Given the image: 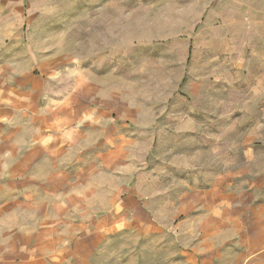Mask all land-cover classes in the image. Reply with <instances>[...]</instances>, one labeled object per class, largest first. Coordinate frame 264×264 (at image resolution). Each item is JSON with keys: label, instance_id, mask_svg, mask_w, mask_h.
I'll use <instances>...</instances> for the list:
<instances>
[{"label": "rangeland", "instance_id": "obj_1", "mask_svg": "<svg viewBox=\"0 0 264 264\" xmlns=\"http://www.w3.org/2000/svg\"><path fill=\"white\" fill-rule=\"evenodd\" d=\"M203 27L201 0H0V88L31 71L42 125L94 146L91 182L142 200L143 226L129 211L107 249L121 264H254L235 216L264 203V123Z\"/></svg>", "mask_w": 264, "mask_h": 264}, {"label": "crops", "instance_id": "obj_2", "mask_svg": "<svg viewBox=\"0 0 264 264\" xmlns=\"http://www.w3.org/2000/svg\"><path fill=\"white\" fill-rule=\"evenodd\" d=\"M258 1L201 0V32L203 25L207 47L220 41V51L211 46L204 53H213L214 64L229 68L224 86L230 95L246 91L245 97L236 100L254 106L244 113L246 121L261 124L264 0L259 5ZM30 72L17 80L15 75L12 87L0 88V264H121L120 257L109 256L107 249L115 244V234L131 227L126 221L129 211L143 226L142 200L125 184L91 182L94 174L88 173H94L90 155L94 146H79L71 137L77 136L73 129L42 125L47 114L36 96L37 91L42 93V85ZM67 137L69 145L63 146ZM63 154L69 159L60 161ZM62 164L67 172H62ZM258 176L264 178V170ZM217 178L221 183V170ZM246 207V220L235 217L249 231L251 245L258 248L248 262L264 264V203Z\"/></svg>", "mask_w": 264, "mask_h": 264}]
</instances>
